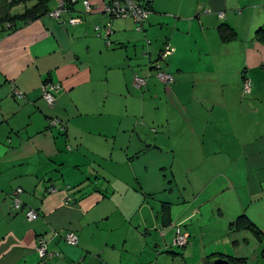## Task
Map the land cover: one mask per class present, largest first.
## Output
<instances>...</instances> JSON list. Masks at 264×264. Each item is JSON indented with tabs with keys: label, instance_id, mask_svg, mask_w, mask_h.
Here are the masks:
<instances>
[{
	"label": "crops",
	"instance_id": "obj_1",
	"mask_svg": "<svg viewBox=\"0 0 264 264\" xmlns=\"http://www.w3.org/2000/svg\"><path fill=\"white\" fill-rule=\"evenodd\" d=\"M58 1L29 14L37 0H0V264H154L178 224L186 252L201 241L203 252L246 259L241 238L255 236L230 224L246 214L264 232V0H141V31L111 20L110 0H89L90 13L76 0L63 23L48 15ZM166 44L170 84L152 66ZM44 82L61 85L52 105ZM152 153L159 177L142 176L154 173L147 163L130 172ZM27 207L39 217L28 221Z\"/></svg>",
	"mask_w": 264,
	"mask_h": 264
},
{
	"label": "built area",
	"instance_id": "obj_2",
	"mask_svg": "<svg viewBox=\"0 0 264 264\" xmlns=\"http://www.w3.org/2000/svg\"><path fill=\"white\" fill-rule=\"evenodd\" d=\"M75 2L76 0H59L57 2L56 7L50 10L48 15L65 23V21L62 20V15L65 12L69 11L71 5H73ZM83 5H84V13L92 12V6L89 0H84ZM262 7L264 9V5ZM103 10L104 13H106L111 20L118 18L132 19L136 23L137 31L142 30V24L150 13L149 9L144 5V3L141 0H110L107 4H105ZM80 21H81L80 18H70L67 21V23L77 24L80 23ZM95 30L100 35H102L99 26H96ZM111 31H112L111 25L110 23H108L105 28L104 37L109 38ZM108 43L110 42L108 41ZM173 51L174 48L171 46V44H166L160 53V59L154 62V64L152 65L155 69V73L158 79L165 84L172 83L174 78L172 74L167 73L162 69V60L165 59L167 56L171 55ZM145 83H146L145 78H142L138 75L135 76L134 85L136 87H141ZM60 88H61L60 84H55L53 82H44V84L41 87L42 97L49 104L52 105L56 100L55 92H57ZM243 88L245 93L247 94L250 93L252 89V82L250 79L245 78ZM15 95L18 99L23 98V93L20 91H17ZM48 121L50 125H57L60 122L58 119H49ZM22 192L23 189L18 187L14 189L10 195L11 205L15 211H18L23 207V202L21 200ZM25 213L28 221L35 220L39 217L38 211L30 207L26 208ZM63 237L68 244L76 245L78 243V236L74 231H66ZM187 243H188V235L185 232H183V230H181V226L179 225L176 226L174 231L173 244L180 247H184L187 245ZM36 244H37L36 251L41 258L51 255V253L48 251L47 241L44 236H39L37 238ZM75 264H83V262L79 260Z\"/></svg>",
	"mask_w": 264,
	"mask_h": 264
},
{
	"label": "rangeland",
	"instance_id": "obj_3",
	"mask_svg": "<svg viewBox=\"0 0 264 264\" xmlns=\"http://www.w3.org/2000/svg\"><path fill=\"white\" fill-rule=\"evenodd\" d=\"M146 124H147V127L149 128V132L153 133L154 135V132H153L154 124L151 122L146 123ZM145 163H147L150 167L154 168V173L153 174L145 173L142 176L144 178H146V176L152 177L153 179H154V176L159 177V175L162 172L159 170V167L154 163L153 153L148 157L136 159L133 163L134 165L130 168V172L132 173L133 170H135V168L138 166H144ZM118 184L122 185L119 181H118ZM177 190H182V188L178 187ZM181 230H184L182 226H181ZM166 236L169 239V244H170L172 241V236L169 233ZM192 238L193 237L191 236V240ZM255 239L256 238H252V237H249V240L245 238H241V241L239 244V249H240L239 252H241L240 253L241 255H239V257L246 256L245 264H264V246L262 245L259 246V244H262V243L258 239L256 240ZM199 240H200V237L197 236V241ZM166 247H168V245ZM204 247L207 248V245L199 241L196 243L195 246L190 247L186 252L187 248H182L180 246L172 244V248L165 250V252H163L162 254L154 253V264H208L207 262L206 263L204 262L203 258L211 254L212 250L207 249L208 250L207 252H203ZM160 255H167L168 260L166 258L164 259L163 256L160 257ZM258 256H259V259L256 260Z\"/></svg>",
	"mask_w": 264,
	"mask_h": 264
},
{
	"label": "trees",
	"instance_id": "obj_4",
	"mask_svg": "<svg viewBox=\"0 0 264 264\" xmlns=\"http://www.w3.org/2000/svg\"><path fill=\"white\" fill-rule=\"evenodd\" d=\"M51 1L52 0H37L36 10H30V11H28V13L29 14H31V13L36 14L37 12L43 13V12L47 11V8H48L49 3ZM233 34H234L233 31L229 27H226L224 25L220 29V35L224 40H229ZM169 207L170 206L167 203L162 204V210L160 212V214H161L160 216H161V219H162L164 225H169L171 222L170 214H169ZM178 225L174 226V231H175V227ZM179 226H181V225H179ZM230 228L232 230H237V231H240V230L249 231L260 242L264 241V232L258 226H256L246 214H241L240 216H238L236 218V220L230 224ZM174 231H173V237H172V241H171L172 244H173V238H174ZM188 243H189V238H188ZM188 243H187V245H188ZM187 245L182 247V248H186ZM219 258H227L228 260H230L232 263H235V264H245L246 263L245 258L226 257L225 255H221V254H217V253H213V254L208 255L206 257V262L208 264H213L214 261L216 259H219Z\"/></svg>",
	"mask_w": 264,
	"mask_h": 264
},
{
	"label": "water",
	"instance_id": "obj_5",
	"mask_svg": "<svg viewBox=\"0 0 264 264\" xmlns=\"http://www.w3.org/2000/svg\"><path fill=\"white\" fill-rule=\"evenodd\" d=\"M213 264H232L227 259L219 258L214 261Z\"/></svg>",
	"mask_w": 264,
	"mask_h": 264
}]
</instances>
